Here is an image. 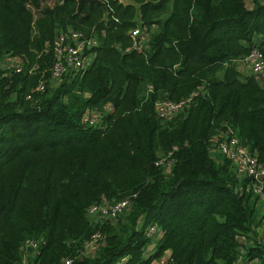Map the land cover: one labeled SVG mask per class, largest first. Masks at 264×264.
<instances>
[{
    "label": "trees",
    "instance_id": "trees-1",
    "mask_svg": "<svg viewBox=\"0 0 264 264\" xmlns=\"http://www.w3.org/2000/svg\"><path fill=\"white\" fill-rule=\"evenodd\" d=\"M102 1L76 13L75 0H0V60L21 66H0V264H264L252 177L212 151L230 129L264 163V87L237 67L249 41L264 60V0ZM138 20L139 50L127 34ZM67 27L96 43L82 73L54 81L45 44ZM192 90L157 115L155 101ZM106 102L104 126L81 121ZM123 197L116 215L87 213Z\"/></svg>",
    "mask_w": 264,
    "mask_h": 264
},
{
    "label": "built area",
    "instance_id": "built-area-1",
    "mask_svg": "<svg viewBox=\"0 0 264 264\" xmlns=\"http://www.w3.org/2000/svg\"><path fill=\"white\" fill-rule=\"evenodd\" d=\"M127 34L131 39L130 48L139 50L146 46V40L149 37L148 25L139 22L128 28ZM95 43V38L86 35L81 29L67 27L65 29L56 30L52 39L45 44V47H50L52 52V60L49 65V76L55 81L63 74L82 73V71L90 64L93 55L90 48ZM128 48L129 47H127V49ZM17 61V56L7 55L2 60V68L9 67L13 68L15 71H19L21 70V66L18 63L16 64ZM241 61L248 67L255 80L264 87V60L262 59L261 52L256 43L250 46L248 52L244 55ZM35 67L36 64L30 66L28 71ZM42 88L43 80L40 79L34 86V89L40 91ZM195 95H197V90H192L186 96L176 100L169 98L159 99L154 103L155 111L157 115L161 117H168L186 106ZM112 110L113 106L110 102H106L99 109L88 107L83 111L81 121L88 125L104 126V115L110 113ZM214 149L231 161L233 169L237 174L252 177L249 187L257 194L256 205L260 208V223L261 226L264 227V163L258 161L256 155L251 152L246 145L242 144L230 129H227L223 133L222 138L216 142ZM155 163L161 165L164 171L167 172L173 163V158L161 156L155 161ZM258 175H261V177L259 178ZM128 204L129 199L127 197H123L114 202L102 199L98 203L90 204L87 213H94L99 218L111 217L120 213L128 206ZM147 226V229H145L147 235L157 236V224L155 222H150ZM98 236L99 232L92 233L90 239L85 243V247H95V240ZM27 245L34 247L36 241L30 238L25 239L24 246ZM165 256L166 255L164 254L159 260H162ZM250 261L257 262V259L253 258ZM63 264H70V259L64 258ZM232 264L237 263L233 262Z\"/></svg>",
    "mask_w": 264,
    "mask_h": 264
},
{
    "label": "water",
    "instance_id": "water-1",
    "mask_svg": "<svg viewBox=\"0 0 264 264\" xmlns=\"http://www.w3.org/2000/svg\"><path fill=\"white\" fill-rule=\"evenodd\" d=\"M121 2H127V0H119ZM76 4H75V12L78 13L79 12V8L82 4V2H87V3H91V2H94V3H97L99 4L102 8H104V2L102 0H75ZM251 41H249L248 45L250 46L251 45ZM258 177L260 178L261 175H258Z\"/></svg>",
    "mask_w": 264,
    "mask_h": 264
},
{
    "label": "rangeland",
    "instance_id": "rangeland-1",
    "mask_svg": "<svg viewBox=\"0 0 264 264\" xmlns=\"http://www.w3.org/2000/svg\"><path fill=\"white\" fill-rule=\"evenodd\" d=\"M246 1V5H250L251 4V0H245ZM47 2L48 3H51L52 2V0H47ZM139 23V20H138V22L136 23V24H138ZM78 28V27H77ZM79 29H81V30H83L82 28H79ZM83 32H84V30H83ZM85 33V32H84ZM86 34V33H85ZM256 35H254V37H255ZM253 37V38H254ZM2 60H0V66L2 67ZM237 64L238 65H241V64H244L242 61H238L237 62ZM238 67V66H237ZM213 153V152H212ZM256 207H257V210H256V212H257V214L259 213L260 214V208H259V206L258 205H256ZM151 242V241H150ZM149 242V243H150ZM148 243V244H149ZM90 251V249L89 248H86V250H85V252H89ZM149 251V250H148ZM147 252V251H146Z\"/></svg>",
    "mask_w": 264,
    "mask_h": 264
},
{
    "label": "crops",
    "instance_id": "crops-1",
    "mask_svg": "<svg viewBox=\"0 0 264 264\" xmlns=\"http://www.w3.org/2000/svg\"><path fill=\"white\" fill-rule=\"evenodd\" d=\"M254 38H258L259 39V36H257L256 35V37H254ZM237 66H238V69L239 70H241L242 72H244V73H250V70L248 69V67L245 65V64H241V65H238L237 64ZM216 155H218V151L217 150H215V149H213L212 150ZM95 218V217H94ZM165 255H167V251L164 253Z\"/></svg>",
    "mask_w": 264,
    "mask_h": 264
},
{
    "label": "clouds",
    "instance_id": "clouds-1",
    "mask_svg": "<svg viewBox=\"0 0 264 264\" xmlns=\"http://www.w3.org/2000/svg\"><path fill=\"white\" fill-rule=\"evenodd\" d=\"M254 43H255V42H254ZM254 43H251V45L254 44ZM251 45H250V46H251Z\"/></svg>",
    "mask_w": 264,
    "mask_h": 264
}]
</instances>
